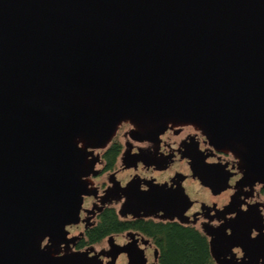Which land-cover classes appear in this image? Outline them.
Instances as JSON below:
<instances>
[{
    "label": "water",
    "instance_id": "1",
    "mask_svg": "<svg viewBox=\"0 0 264 264\" xmlns=\"http://www.w3.org/2000/svg\"><path fill=\"white\" fill-rule=\"evenodd\" d=\"M123 122L143 137L192 124L234 151L263 140L264 0H0V210L12 252L51 255L28 225L44 236L72 217L87 149ZM222 244L212 238L211 255L230 264Z\"/></svg>",
    "mask_w": 264,
    "mask_h": 264
},
{
    "label": "flooded vegetation",
    "instance_id": "2",
    "mask_svg": "<svg viewBox=\"0 0 264 264\" xmlns=\"http://www.w3.org/2000/svg\"><path fill=\"white\" fill-rule=\"evenodd\" d=\"M133 131L123 122L104 147L87 149L70 219L44 236L28 225L31 243L40 252L51 247L49 257L33 252L27 261L16 244L12 252L10 210H0V264H160L172 227L199 233L213 264L215 236L230 264H264V139L234 151L192 124L169 123L153 137ZM165 193L185 198L172 202ZM172 208L181 219L170 218Z\"/></svg>",
    "mask_w": 264,
    "mask_h": 264
},
{
    "label": "trees",
    "instance_id": "3",
    "mask_svg": "<svg viewBox=\"0 0 264 264\" xmlns=\"http://www.w3.org/2000/svg\"><path fill=\"white\" fill-rule=\"evenodd\" d=\"M160 264H213L202 236L190 229L172 227L161 244Z\"/></svg>",
    "mask_w": 264,
    "mask_h": 264
}]
</instances>
